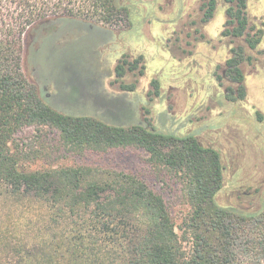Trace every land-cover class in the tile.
<instances>
[{
  "label": "trees",
  "instance_id": "16d2710c",
  "mask_svg": "<svg viewBox=\"0 0 264 264\" xmlns=\"http://www.w3.org/2000/svg\"><path fill=\"white\" fill-rule=\"evenodd\" d=\"M224 1L229 3L228 27L222 35L243 38L249 48H255L263 28L249 21L246 0ZM137 2L0 0V211L20 204L30 209V219L34 212L37 217L31 238L13 235L12 224H18L13 216L3 225L0 221V251H5L3 257L0 253V264L264 261V209L246 211L216 201L223 185L216 148L203 144L192 132L165 131L164 123L159 127L149 116H137L124 95L114 96L124 106L122 113L55 102L36 75L30 56L39 27L65 18L130 25ZM215 4L216 0L201 3V22L213 16ZM231 52L225 62L227 74L237 86V96L243 97L239 63L252 57L244 55L241 45ZM128 57L122 55L114 66L115 81L124 92L136 87L135 82L119 81L125 73L142 75L145 69L142 55ZM150 84L153 90L148 94L158 96V80ZM233 92L228 87L227 96ZM24 127L57 131L68 151L106 153L127 147L143 151L153 177H166L178 185L184 207L179 223L162 193L135 173L84 164L24 169L20 166L24 153L13 141Z\"/></svg>",
  "mask_w": 264,
  "mask_h": 264
},
{
  "label": "rangeland",
  "instance_id": "374dc122",
  "mask_svg": "<svg viewBox=\"0 0 264 264\" xmlns=\"http://www.w3.org/2000/svg\"><path fill=\"white\" fill-rule=\"evenodd\" d=\"M199 5L200 0H138L130 25L59 19L36 30L30 57L38 79L46 83L55 102L75 109L101 108L122 113L124 106L114 96L124 95V102L137 116H149L159 127L164 123L165 131L192 132L200 142L220 153L223 185L216 201L246 211L262 210L264 123L253 125L252 106L259 105L264 114V0H247L248 15L263 28V34L258 51L245 48V53H253L254 59L251 64L242 63L246 91L242 102H228L223 96L224 87L234 85L228 82L224 65L229 55L228 38L220 35L225 4L217 0L207 25L198 22ZM200 33L205 38L194 40L200 38ZM240 43L243 42L237 40L233 45ZM124 54L129 55L128 59L142 55L141 63L145 65L142 75L134 71L119 80L135 82L132 92H124L115 81L114 66ZM152 79L159 82L158 96L148 94L153 90ZM13 141L24 153L20 166L26 170L84 164L135 173L162 193L175 223L180 221L184 207L178 185L166 177H153L141 150L127 147L106 153L68 151L61 145L57 131L49 128L24 127L15 133ZM2 210L1 225L12 216L14 223L18 222L12 224L13 235L34 236L35 212L30 219V209L20 204L9 211ZM0 253L1 257L5 255L4 250ZM238 264L253 263L244 259Z\"/></svg>",
  "mask_w": 264,
  "mask_h": 264
},
{
  "label": "flooded vegetation",
  "instance_id": "af4514ba",
  "mask_svg": "<svg viewBox=\"0 0 264 264\" xmlns=\"http://www.w3.org/2000/svg\"><path fill=\"white\" fill-rule=\"evenodd\" d=\"M203 1H206V0H200V5H201V3L203 2ZM223 2H224V4H225V9H223V13H224V17H225V21H226V19H227V15H226V8L228 7V5H229V3H226L224 0H223ZM200 5L198 6V12L200 13V16H201V10H200ZM216 8H217V0H216V4H215V9H214V12H213V16H214V13H215V10H216ZM246 13H247V17H248V19H249V21L251 22V23H254L253 21H252V19L249 17V15H248V11H247V0H246ZM212 16V17H213ZM212 17L207 21V22H201L200 21V17H199V21L198 22H200V23H203V24H205L206 23V25L210 22V20L212 19ZM225 21H224V29L226 28V27H228L227 25H225ZM191 23L192 24H195L196 22L194 21V20H191ZM257 25V24H256ZM223 29V30H224ZM222 30V31H223ZM222 31H221V33H220V35H221V37L223 38H228V41H227V44H228V56L226 57V59L227 58H229V57H231L232 55H233V52H231V48L232 47H235V46H237V45H241V46H243V50H244V55L245 56H248V55H250L251 57H252V59L250 60V61H248V60H243L242 62H240L239 63V67H240V69H241V71H242V74H243V85H244V78H245V76H244V73H243V68H242V63H244V62H246L247 64H251L252 63V61H253V59H254V56H253V53L252 54H247V53H245V48H247L249 51H258V49H256V47L258 46V44L260 43H258L257 45H256V47L255 48H249L246 44H245V42H244V40H243V38H234L233 36H224V35H222ZM199 37L200 38H196V37H194L193 39L194 40H203L204 38H205V36H204V34H202V33H200V35H199ZM239 41V42H243V43H240V44H235V45H233V43H234V41ZM261 41V40H260ZM189 44L191 45V43L189 42ZM245 46V47H244ZM227 51V50H226ZM188 54L189 55H191V51L189 50L188 51ZM226 59L224 60V65H225V67H226V70H227V65H226ZM128 73H132L131 71H127L126 73H125V75H127ZM124 75V76H125ZM228 75V74H227ZM123 76V77H124ZM227 80H228V82H230V83H233L234 85H227V86H225L224 87V93H223V96H224V98L228 101V102H242V100H244V98H245V95H246V91H245V93H244V96L243 97H238L237 96V93H236V91H235V89H236V84H235V82H233L232 80H231V78L228 76V78H227ZM228 87H230V88H232L233 90H234V92H233V94H232V98L231 97H228L227 96V94H228ZM244 89H245V85H244ZM257 106H259V105H257ZM257 106H255V105H253L252 106V108H253V117H254V120H253V125H255V126H259L260 124H263L264 123V114L263 113H261L260 111H259V108L257 107ZM263 114V115H262ZM257 125H256V124Z\"/></svg>",
  "mask_w": 264,
  "mask_h": 264
}]
</instances>
